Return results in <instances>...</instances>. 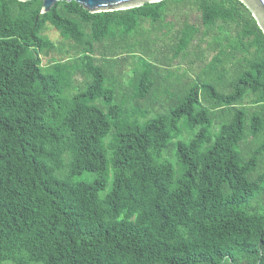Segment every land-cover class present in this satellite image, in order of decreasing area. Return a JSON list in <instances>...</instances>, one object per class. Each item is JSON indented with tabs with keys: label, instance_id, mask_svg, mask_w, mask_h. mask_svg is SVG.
<instances>
[{
	"label": "trees",
	"instance_id": "trees-1",
	"mask_svg": "<svg viewBox=\"0 0 264 264\" xmlns=\"http://www.w3.org/2000/svg\"><path fill=\"white\" fill-rule=\"evenodd\" d=\"M43 4L0 0V264H264L252 12ZM49 25L74 54L45 66Z\"/></svg>",
	"mask_w": 264,
	"mask_h": 264
},
{
	"label": "water",
	"instance_id": "water-1",
	"mask_svg": "<svg viewBox=\"0 0 264 264\" xmlns=\"http://www.w3.org/2000/svg\"><path fill=\"white\" fill-rule=\"evenodd\" d=\"M27 2L30 0H20ZM60 1L73 2L76 1L86 10L92 13L114 12L120 10L134 9L143 7L146 4L159 3L165 0H44L42 13H48L52 7ZM253 14L260 28L264 32V0H239Z\"/></svg>",
	"mask_w": 264,
	"mask_h": 264
},
{
	"label": "rangeland",
	"instance_id": "rangeland-1",
	"mask_svg": "<svg viewBox=\"0 0 264 264\" xmlns=\"http://www.w3.org/2000/svg\"><path fill=\"white\" fill-rule=\"evenodd\" d=\"M0 11H1V7H0ZM182 20H183V16L177 17L176 19V21H182ZM45 35L49 37L51 40H53L57 44V46H59V48L64 50V53L54 52L50 56H43L45 66H48L50 64L52 58H57V59L68 58L69 56L74 54V51L72 50L71 42L64 40L60 32L57 31L51 25H49V29L45 32ZM67 52H70V53H67ZM98 58L99 57H97V59ZM123 67H124V70L127 72H129L133 68H139L138 62H136V60L134 61L132 60L129 63H126ZM121 81L124 82V79H121ZM127 83L128 82L125 80V84Z\"/></svg>",
	"mask_w": 264,
	"mask_h": 264
}]
</instances>
